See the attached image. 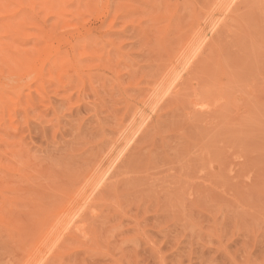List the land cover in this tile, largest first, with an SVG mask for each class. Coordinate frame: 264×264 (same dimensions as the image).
I'll return each mask as SVG.
<instances>
[{
  "label": "rangeland",
  "instance_id": "obj_1",
  "mask_svg": "<svg viewBox=\"0 0 264 264\" xmlns=\"http://www.w3.org/2000/svg\"><path fill=\"white\" fill-rule=\"evenodd\" d=\"M35 257L264 264V0H0V264Z\"/></svg>",
  "mask_w": 264,
  "mask_h": 264
},
{
  "label": "bare ground",
  "instance_id": "obj_2",
  "mask_svg": "<svg viewBox=\"0 0 264 264\" xmlns=\"http://www.w3.org/2000/svg\"><path fill=\"white\" fill-rule=\"evenodd\" d=\"M234 2V1H233ZM230 5V4H229ZM231 6V5H230ZM228 8V7H227ZM232 8V7H231ZM223 9H224V7H223ZM228 10V9H227ZM27 13H29V11H26ZM229 12H230V10H229ZM17 13V12H16ZM222 13V12H221ZM226 13H227V11H226ZM23 18V17H22ZM21 18V19H22ZM217 20V19H216ZM221 23V22H220ZM66 24H68L69 26H75V24L72 22V21H68V22H66ZM78 24V23H77ZM8 23H7V28H6V30L8 29ZM218 25V24H217ZM214 30V29H213ZM212 30V31H213ZM216 30V29H215ZM37 38L38 39H41L42 37H40V36H37ZM15 39H17V38H14L13 39V41L15 40ZM53 39L54 38H52L51 36L50 37H48V38H46L45 39V45H44V47H42V48H40V49H38L37 50V52L36 53H33V54H30V53H28V54H26L25 55V48L23 49V46H24V44H25V42L24 43H17V44H7V46H5V49H6V51H7V56L9 57V59L11 60V61H13V63H14V65L13 66H10V68H9V70H10V72H11V74H13V75H16V77L18 78V79H20V78H24V76L26 75V74H28V67L31 65H34L35 63H37L38 62V60H40V58H41V56H42V54H43V50H45V47L48 45V44H52V42H53ZM201 43V42H200ZM10 46H11V49H10ZM198 47V46H197ZM202 49V48H201ZM11 52V53H10ZM10 54H12L11 55V57H10ZM25 56H27L26 58H25ZM188 59V58H187ZM72 62H73V59H72V57H70V58H68V63L71 65L72 64ZM188 63V62H187ZM188 64H190V63H188ZM31 74V73H30ZM182 74V73H181ZM32 75V74H31ZM31 75H29V77L31 76ZM27 77H28V75H26ZM27 77H25V79L27 78ZM28 77V79H31V78H29ZM32 77V76H31ZM176 86V85H175ZM167 89V88H166ZM165 91V90H164ZM168 94V93H167ZM159 100V99H158ZM196 102V101H195ZM201 105V104H200ZM201 107H203V106H201ZM203 108H205V104H204V107ZM145 118V117H144ZM144 121V120H143ZM144 122H146V120L144 121ZM139 128V127H138ZM143 128V127H142ZM137 130V129H136ZM141 131V130H140ZM139 131V132H140ZM131 137V136H130ZM129 137V138H130ZM128 143H130V140H129V142ZM126 146V145H125ZM121 150V149H120ZM119 150V151H120ZM118 151V150H117ZM123 152H121L122 154L124 153V149L122 150ZM119 152V153H120ZM119 153H117V154H119ZM119 154V156H115L114 157V160H112V162L109 164V165H107V166H105V164H106V162H105V164L104 163H100V164H104V166L106 167V169H105V167L103 168V170H102V173H100L99 172V174H100V176H97V177H99V182L102 180V179H104V176L105 175H107L106 174V172L109 170L110 171V169L113 167H111L110 168V166L113 164V163H117V157H118V159H120V157H122L121 155L122 154ZM107 159V158H106ZM106 159L104 158V160L106 161ZM111 158H109L108 160H110ZM104 160H103V162H104ZM102 162V161H101ZM115 163V164H116ZM97 167H98V165H97ZM113 169V168H112ZM98 170V169H97ZM97 172V171H96ZM98 175V174H97ZM96 177V178H97ZM108 178V177H107ZM95 180H97V179H95ZM94 180V181H95ZM98 182V180L96 181V183ZM102 182H104V181H102ZM97 186H99V184L97 183L96 184ZM104 185V183L102 184V186ZM101 186V187H102ZM94 186H91L90 187V191H91V193H92V191H94V189H92ZM92 189V190H91ZM98 189V188H97ZM86 194H87V192H86ZM95 194V193H94ZM93 194V195H94ZM90 196V195H89ZM83 198H85V197H83ZM82 198V199H83ZM86 199V198H85ZM89 199V198H88ZM88 199H86V200H88ZM90 200H92V199H90ZM81 201V200H80ZM89 201V200H88ZM87 203V202H86ZM82 204V203H81ZM89 204V203H88ZM80 206V205H79ZM84 207H85V203H84ZM86 207H87V205H86ZM71 208V207H70ZM65 209H66V207H65ZM80 209V208H79ZM82 209V208H81ZM83 209H85V208H83ZM64 209H62L61 211L62 212H64L63 211ZM77 212V211H76ZM70 213V212H69ZM79 213V212H78ZM81 213V212H80ZM70 214H72V213H70ZM70 214H69V216H70ZM75 216L77 215V213H73ZM72 214V215H73ZM72 217H74V216H72ZM79 217V216H78ZM67 218H70V217H67ZM75 218V217H74ZM76 218H77V216H76ZM72 219V218H71ZM79 219V218H78ZM68 221V223H70V221H69V219L67 220ZM67 222H66V224H68ZM75 223V222H74ZM73 223V225H75ZM70 224H72V223H70ZM73 225H71V226H73ZM78 226V225H77ZM75 227V226H74ZM71 228H73V227H71ZM59 231V230H58ZM58 231H57V233H58ZM60 232H61V230H60ZM62 233V232H61ZM60 234V233H59ZM57 235V234H56ZM56 235H54L55 237H54V239H52L51 240V243L53 242V244L55 245V243H54V241L53 240H55V238H56ZM66 235V234H65ZM60 236V235H59ZM59 236H57V238L59 237ZM62 236V235H61ZM60 239V238H59ZM58 239H56V241H57ZM55 241V242H56ZM54 245H52L51 244V246H54ZM49 246V245H48ZM47 246V247H48ZM49 247L48 249L50 250L52 247ZM54 249V248H53ZM44 252V251H43ZM42 252V253H43ZM47 253H49V251L47 252ZM50 255V254H49ZM41 256V255H40ZM39 256V257H40ZM39 257H35V258H37V261L39 260L38 258ZM44 257H45V255H44ZM43 257V258H44ZM42 260V259H41ZM34 261V260H33ZM36 262V261H35ZM35 262H32L33 264L35 263ZM42 262V261H41ZM45 262V261H44ZM43 262V263H44ZM38 264L40 263V260L37 262ZM42 263V264H43Z\"/></svg>",
  "mask_w": 264,
  "mask_h": 264
}]
</instances>
